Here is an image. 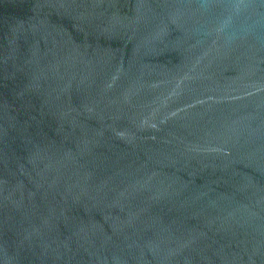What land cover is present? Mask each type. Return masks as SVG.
I'll list each match as a JSON object with an SVG mask.
<instances>
[{
  "label": "water",
  "instance_id": "1",
  "mask_svg": "<svg viewBox=\"0 0 264 264\" xmlns=\"http://www.w3.org/2000/svg\"><path fill=\"white\" fill-rule=\"evenodd\" d=\"M0 264H264V0H0Z\"/></svg>",
  "mask_w": 264,
  "mask_h": 264
}]
</instances>
